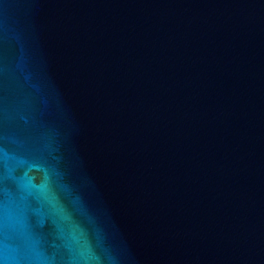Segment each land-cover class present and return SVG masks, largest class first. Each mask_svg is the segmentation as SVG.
<instances>
[{"label": "water", "instance_id": "1", "mask_svg": "<svg viewBox=\"0 0 264 264\" xmlns=\"http://www.w3.org/2000/svg\"><path fill=\"white\" fill-rule=\"evenodd\" d=\"M6 264H264V0H0Z\"/></svg>", "mask_w": 264, "mask_h": 264}, {"label": "snow or ice", "instance_id": "2", "mask_svg": "<svg viewBox=\"0 0 264 264\" xmlns=\"http://www.w3.org/2000/svg\"><path fill=\"white\" fill-rule=\"evenodd\" d=\"M5 200L2 196H0V246L3 244V237L5 232V216H4V208H5ZM0 264H6L2 256H0Z\"/></svg>", "mask_w": 264, "mask_h": 264}]
</instances>
